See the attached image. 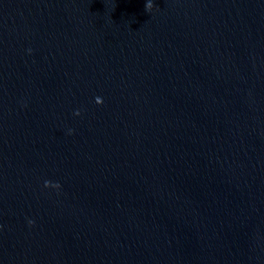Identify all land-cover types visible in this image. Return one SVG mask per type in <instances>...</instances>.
I'll use <instances>...</instances> for the list:
<instances>
[{
	"label": "water",
	"instance_id": "1",
	"mask_svg": "<svg viewBox=\"0 0 264 264\" xmlns=\"http://www.w3.org/2000/svg\"><path fill=\"white\" fill-rule=\"evenodd\" d=\"M145 3L0 0V264H264V0Z\"/></svg>",
	"mask_w": 264,
	"mask_h": 264
},
{
	"label": "clouds",
	"instance_id": "2",
	"mask_svg": "<svg viewBox=\"0 0 264 264\" xmlns=\"http://www.w3.org/2000/svg\"><path fill=\"white\" fill-rule=\"evenodd\" d=\"M153 8V0H146V3H145V11H150L151 9ZM29 52H31V49H29ZM96 103H103V100L101 97H96ZM75 115H79V110H77L75 113ZM71 131V130H70ZM48 186H52V187H56V188H59L60 185L58 183H55L53 184L52 182L50 181H45V187H48ZM32 223H34V221H31L29 220V224L31 225Z\"/></svg>",
	"mask_w": 264,
	"mask_h": 264
}]
</instances>
